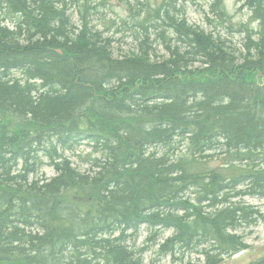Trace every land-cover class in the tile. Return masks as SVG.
<instances>
[{"label": "trees", "instance_id": "1", "mask_svg": "<svg viewBox=\"0 0 264 264\" xmlns=\"http://www.w3.org/2000/svg\"><path fill=\"white\" fill-rule=\"evenodd\" d=\"M80 1L0 0V264H158L134 242L142 226L173 264L247 249L245 229L264 221L247 199L264 201V0H238L260 24L252 54L165 8L167 28L143 25L130 57L88 21L68 29Z\"/></svg>", "mask_w": 264, "mask_h": 264}, {"label": "rangeland", "instance_id": "2", "mask_svg": "<svg viewBox=\"0 0 264 264\" xmlns=\"http://www.w3.org/2000/svg\"><path fill=\"white\" fill-rule=\"evenodd\" d=\"M65 1L67 3L68 1L70 2V0ZM212 2L213 0H178L173 3H171L170 0H81L80 5L76 6L75 8L69 7L70 9L67 14H70V17H72V19L70 18L71 25L68 27V29H72L74 32H78L79 30H81L84 21H88L89 23L92 22L89 24L90 28L102 31L104 36L107 35L105 37L109 38L111 41L112 38L115 39L114 45L112 42L111 44L112 47L114 46L113 50L116 57L132 56L137 52V48L141 43L140 40L144 38L140 34L142 32L141 24L144 23L146 25H150L151 23H157L158 25L162 26L161 30L167 28L165 26L166 24L163 25V23L158 20L157 12L161 11L163 13L165 8L170 7V4H174L175 10L171 12L172 16L179 17L180 14H184L188 24L195 25L198 28L204 30L205 34L211 33L214 37L219 38L221 41H223V48L225 52L234 51L238 56H242V54L247 55V49L250 46V48H252L250 49V52L252 54L256 49V45L249 44L247 40V32L248 34L251 32L249 35H251V38L254 41L260 40L261 35L258 33L260 30L259 21L251 17V10L243 5L244 1L224 0L226 14H218L220 10L216 8L214 10V8L210 6ZM86 3L92 5L87 7L86 5H84ZM94 5L96 6V9L93 7ZM130 7H133V9L137 10V14L133 18L131 17V19H129ZM176 10H181L182 13L181 11L176 12ZM213 11H215V13ZM87 17H89V19ZM8 18L11 19V17ZM111 20L113 21L111 25L105 23ZM140 20L142 21L140 22ZM240 23H246V26L242 31H239V29L237 28L238 24ZM7 24L11 27L13 26L11 22ZM155 31L156 30L154 28L148 30V32L150 33V40L152 42L151 47L154 48V51L157 54L155 59H158V56L166 58L169 56V54L166 53L164 49H162L164 43L158 36V33L160 31L156 35H154ZM167 33L171 34V31L168 30ZM153 39L155 41H153ZM262 43L264 44V41ZM200 64L201 63H196L194 67H198L200 66ZM17 75L21 76L19 73ZM82 150L84 151V153L90 151L87 148H83ZM72 155L73 153H70V157ZM87 159V157L78 156L76 157L75 164L79 168L85 169L89 165L87 163ZM220 164L221 161H215L211 165ZM53 174L54 171L52 170V168L49 166H45L40 171L39 176H50ZM247 199L251 203L260 206L261 210L264 211V201L262 199L255 197H247ZM227 204L222 203L220 206L216 207L215 210H220L221 208L223 209L227 206ZM149 233L150 229L146 226H142L138 233V237L135 238L134 241L138 246H144L145 248H147L145 255L146 259L150 260L153 258H158V264H173L169 259L170 257L159 255L156 252L158 246L154 245V241H147ZM165 234L169 235L171 234V231H166ZM245 234L248 248L240 252L239 254L237 253L232 257H227L226 260L221 264H245L251 260H256L259 257L264 256V221L259 222L257 225L251 228L245 229Z\"/></svg>", "mask_w": 264, "mask_h": 264}, {"label": "bare ground", "instance_id": "3", "mask_svg": "<svg viewBox=\"0 0 264 264\" xmlns=\"http://www.w3.org/2000/svg\"><path fill=\"white\" fill-rule=\"evenodd\" d=\"M56 1H57V0H56ZM70 1H72V0H70ZM147 1H148V0H147ZM162 1H163V0H162ZM215 2H216V1H215ZM11 3H12V2H11ZM56 3H57V2H56ZM171 3H172V2H171ZM216 3H217V2H216ZM5 4H6V3H5ZM43 4H44V3H43ZM52 4H53V3H52ZM223 4H224V3H223ZM84 5H85V4H84ZM90 5H92V4H90ZM104 5H105V4H104ZM168 5H169V4H168ZM168 5H167V6H168ZM215 5H216V4H215ZM9 6H10V5H9ZM45 6H46V5H45ZM48 6H49V5H48ZM99 6H101V5H99ZM108 6H109V5H108ZM169 6H170V7H168V8L171 9V10H173V9L175 8V5H174V4H170ZM217 6H218V5H217ZM221 6H222V5H221ZM53 7H54V6H53ZM81 7H83V6H81ZM93 7H94V6H93ZM93 7H92V9H93ZM145 7H146V6H145ZM104 8H105V7H104ZM104 8H103V11H104ZM147 8H148V7H147ZM213 8H214V7H213ZM53 9H54V8H53ZM76 9H77V8H76ZM82 9H83V8H82ZM92 9H91V10H92ZM95 9H96V8H95ZM101 9H102V8H101ZM157 9H158V8H157ZM55 10H56V9H55ZM84 10H85V9H84ZM91 10H90V11H91ZM214 10H215V8H214ZM225 10H226V9H225ZM225 10H224V11H225ZM7 11H8V10H7ZM85 11H86V10H85ZM93 11H94V10H93ZM156 11H157V10H156ZM5 12H6V11H5ZM213 12H215V11H213ZM225 12H226V11H225ZM0 13H1V12H0ZM16 13H17V12H16ZM69 13H70V12H69ZM73 13H75V12H73ZM83 13H84V12H83ZM83 13H82V15H83ZM91 13H92V12H91ZM143 13H144V12H143ZM9 14H10V13H9ZM103 14H104V13H103ZM218 14H221V11H219ZM7 15H8V14H7ZM72 15H73V14H72ZM82 15H81V16H82ZM89 15H91V14H89ZM224 15H225V14H224ZM4 16H5V15H4ZM4 16H3V17H4ZM77 16H78V15H77ZM94 16H95V15H94ZM108 16H109V15H108ZM8 17H9V16H8ZM70 18L72 19V17H70ZM84 18H85V17H84ZM87 18L89 19V17H87ZM135 18H136V17H135ZM79 19H80V18H79ZM79 19H78V20H79ZM93 20H94V19H93ZM137 20H138V19H137ZM143 20H145V19H143ZM125 21H126V20H125ZM129 21H130V20H129ZM141 21H142V20H140V22H141ZM82 22H83V21H82ZM145 22H147V21H145ZM90 23H92V22H90ZM90 23H88V24H90ZM93 23H94V22H93ZM95 23H96V22H95ZM119 23H120V22H119ZM81 24H82V23H81ZM84 24H85V23H84ZM139 24H141V23H139ZM151 24H152V23H151ZM151 24H150V25H151ZM154 24H155V23H154ZM154 24H153V25H154ZM156 24H157V23H156ZM159 24H160V23H159ZM7 25H8V24H7ZM85 25H86V24H85ZM143 25L147 26L148 24L146 25V24L142 23V24H141V27H143ZM157 25H158V24H157ZM191 25H192V24H191ZM159 26H160V25H159ZM159 26H158V27H159ZM135 27H136V26H135ZM147 27H148V26H147ZM81 28H82V27H81ZM89 28H90V27H89ZM143 28H144V27H143ZM148 28H149V27H148ZM150 28H151V27H150ZM91 29H92V28H91ZM255 29H257V28H255ZM82 30H83V29H82ZM129 30H130V29H129ZM253 30H254V29H253ZM70 31H71V30H70ZM79 31H80V30H79ZM113 31H114V30H113ZM140 31H141V30H140ZM147 31H148V30H147ZM121 32H122V31H121ZM127 32H128V31H127ZM129 32H130V31H129ZM155 32H156V31H155ZM119 33H120V32H119ZM148 33H149V32H148ZM153 33H154V32H153ZM247 33H248V32H247ZM250 33H251V32H250ZM250 33H249V34H250ZM258 33H259V32H258ZM32 34H33V33H32ZM114 34H115V33H114ZM140 34H141V33H140ZM249 34H248V36H249ZM112 35H113V34H112ZM105 36H107V35H105ZM124 37H125V36H124ZM130 37H131V36H130ZM105 38H106V37H105ZM110 38H111V37H110ZM17 39H18V38H17ZM32 39H33V38H32ZM106 39H107V38H106ZM71 41H72V40H71ZM135 41H136V40H135ZM140 41H141V40H140ZM153 41H155V40L153 39ZM138 44H139V43H138ZM140 46H141V45H140ZM143 48H144V47H143ZM149 48H150V46H149ZM153 49H154V48H153ZM59 51H60V50H59ZM61 52H62V51H61ZM146 52H147V51H146ZM159 52H160V51H159ZM62 53H63V52H62ZM155 54H156V53H155ZM10 57H11V56H10ZM107 57H108V56H107ZM129 57H130V56H129ZM163 58H164V57H163ZM166 58H167V57H166ZM110 70H111V69H110ZM116 75H117V74H116ZM141 78H142V77H141ZM250 79H252V78H250ZM257 79H258V78H257ZM140 81H141V80H140ZM166 81H167V80H166ZM128 82H129V81H128ZM125 83H126V82H125ZM142 84H143V83H142ZM153 85H154V84H153ZM192 85H193V84H192ZM134 86H135V85H134ZM158 86H159V85H158ZM24 87H25V86H24ZM144 87H145V86H144ZM163 88H164V87H163ZM25 89H26V88H25ZM172 90H173V89H172ZM189 90H190V89H189ZM147 91H148V90H147ZM106 92H107V91H106ZM121 92H122V91H121ZM259 92H260V91H259ZM262 95H263V94H262ZM260 96H261V95H260ZM117 97H118V96H117ZM111 98H112V97H111ZM219 100H220V99H219ZM195 106H196V105H195ZM195 106H194V107H195ZM140 108H141V107H140ZM205 115H206V114H205ZM205 115H204V116H205ZM210 119H211V118H210ZM234 120H235V119H234ZM24 122H25V121H24ZM26 122H28V121H26ZM210 122H211V121H210ZM208 123H209V122H208ZM210 124H211V123H210ZM229 125H230V124H229ZM133 127H134V126H133ZM180 128H181V127H180ZM220 128H221V127H220ZM218 130H219V129H218ZM149 133H150V132H149ZM129 135H130V134H129ZM176 135H177V134H176ZM60 136H61V135H60ZM121 139H122V138H121ZM148 140H149V139H148ZM179 140H180V139H179ZM173 141H174V140H173ZM173 141H172V142H173ZM189 141H190V140H189ZM156 142H157V141H156ZM168 143H169V141H168ZM1 144H2V143H1ZM154 146H155V145H154ZM239 146H240V145H239ZM155 147H156V146H155ZM71 151H72V150H71ZM234 151H235V150H234ZM229 152H230V150H229ZM66 153H67V152H66ZM149 153H150V152H149ZM230 153H232V152H230ZM234 153H235V152H234ZM263 153H264V152H263ZM231 155H232V154H231ZM233 156H234V155H233ZM233 156H232V157H233ZM235 156H236V155H235ZM235 156H234V157H235ZM242 157H244V156L242 155ZM262 157H264V156H262ZM235 158H236V157H235ZM240 158H241V157H240ZM231 159H232V158H231ZM260 159H261V158H260ZM263 159H264V158H263ZM251 161H252V160H251ZM153 165H154V164H153ZM171 165H172V164H171ZM149 166H150V165H149ZM144 173H145V172H144ZM172 186H173V185H172ZM158 187H159V186H158ZM158 187H157V188H158ZM254 188H255V187H254ZM150 189H151V188H150ZM261 189H263V188H261ZM247 191H248V190H247ZM170 192H171V190H170ZM160 194H161V192H160ZM165 194H166V193H165ZM216 197H217V196H216ZM219 198H220V197H219ZM157 199H158V198H157ZM211 199H212V198H211ZM220 199H222V198H220ZM138 201H139V200H138ZM148 201H149V200H148ZM174 201H175V200H174ZM143 202H144V201H143ZM149 202H150V201H149ZM45 203H46V202H45ZM28 204H29V203H28ZM44 205H45V204H44ZM159 205H160V204H159ZM220 205H221V204H220ZM241 205H242V204H241ZM241 205H240V206H241ZM151 206H152V205H151ZM34 207H35V206H34ZM235 207H236V206H235ZM15 208H16V207H15ZM111 208H112V207H111ZM146 208H147V207H146ZM218 209H219V208H218ZM246 210H247V209H246ZM257 210H259V209H257ZM36 211H37V210H36ZM129 211H130V210H129ZM12 212H13V211L11 210V213H12ZM108 212H109V211H108ZM116 215H117V214H116ZM263 215H264V214H263ZM113 216H114V215H113ZM97 218H98V217H97ZM242 221H243V220H242ZM88 222H89V221H88ZM101 222H102V221H101ZM235 223H236V222H235ZM96 226H97V225H96ZM116 226H117V225H116ZM94 227H95V226H94ZM234 227H235V226H234ZM236 228H238V227H236ZM172 230H173V229H172ZM229 230H230V229H229ZM127 232H128V231H127ZM75 233H76V232H75ZM112 234H113V233H112ZM4 236H5V235H4ZM3 239H4V238H3ZM123 246H124V245H123ZM3 247H4V246H3ZM198 250H199V249H198ZM106 251H107V250H106ZM106 251H105V252H106ZM108 251H109V250H108ZM110 251H111V250H110ZM174 253H175V252H174ZM70 256H71V255H70ZM100 256H101V255H100ZM105 258H106V257H105ZM105 260H107V259H105ZM98 261H99V260H98ZM100 261H101V260H100ZM199 261H200V260H199ZM64 262H66V261H64Z\"/></svg>", "mask_w": 264, "mask_h": 264}]
</instances>
